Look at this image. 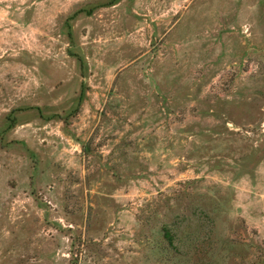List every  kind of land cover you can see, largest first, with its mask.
I'll return each instance as SVG.
<instances>
[{
	"label": "rangeland",
	"instance_id": "374dc122",
	"mask_svg": "<svg viewBox=\"0 0 264 264\" xmlns=\"http://www.w3.org/2000/svg\"><path fill=\"white\" fill-rule=\"evenodd\" d=\"M0 264H264V0H0Z\"/></svg>",
	"mask_w": 264,
	"mask_h": 264
},
{
	"label": "trees",
	"instance_id": "16d2710c",
	"mask_svg": "<svg viewBox=\"0 0 264 264\" xmlns=\"http://www.w3.org/2000/svg\"><path fill=\"white\" fill-rule=\"evenodd\" d=\"M167 236H168V234H167Z\"/></svg>",
	"mask_w": 264,
	"mask_h": 264
}]
</instances>
